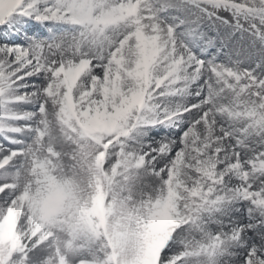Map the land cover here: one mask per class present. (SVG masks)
Instances as JSON below:
<instances>
[{
	"label": "snow or ice",
	"instance_id": "6c2138e0",
	"mask_svg": "<svg viewBox=\"0 0 264 264\" xmlns=\"http://www.w3.org/2000/svg\"><path fill=\"white\" fill-rule=\"evenodd\" d=\"M0 264H264V0H0Z\"/></svg>",
	"mask_w": 264,
	"mask_h": 264
}]
</instances>
